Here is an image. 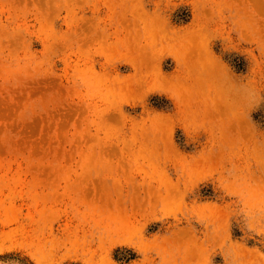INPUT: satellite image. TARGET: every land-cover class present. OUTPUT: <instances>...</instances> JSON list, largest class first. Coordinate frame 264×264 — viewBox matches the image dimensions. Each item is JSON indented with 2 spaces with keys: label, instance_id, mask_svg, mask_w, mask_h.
Instances as JSON below:
<instances>
[{
  "label": "rangeland",
  "instance_id": "374dc122",
  "mask_svg": "<svg viewBox=\"0 0 264 264\" xmlns=\"http://www.w3.org/2000/svg\"><path fill=\"white\" fill-rule=\"evenodd\" d=\"M0 264H264V0H0Z\"/></svg>",
  "mask_w": 264,
  "mask_h": 264
}]
</instances>
